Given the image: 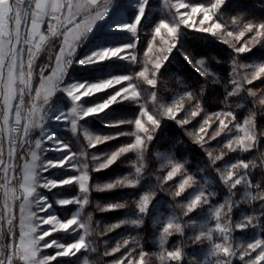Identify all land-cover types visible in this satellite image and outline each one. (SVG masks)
<instances>
[{"label": "snow or ice", "instance_id": "6c2138e0", "mask_svg": "<svg viewBox=\"0 0 264 264\" xmlns=\"http://www.w3.org/2000/svg\"><path fill=\"white\" fill-rule=\"evenodd\" d=\"M148 0H139L138 13L131 23H126L120 26V30L127 31L133 37L137 36L138 26L141 23L142 17L145 13V7ZM225 0H211L206 6L204 4L190 5L187 3H179L177 12L174 14L177 19L174 22L161 19L153 29V39L160 37L164 47L160 49L159 55L154 59L151 57L153 45L149 43L148 50L145 51L144 56L147 58L144 68L135 74V78L143 79L147 85L156 88L158 86L160 69L169 59L173 49L176 48V37L179 27L193 28L196 32L210 33L213 36L221 30V24L214 20V15L217 14L224 4ZM111 0H0V137L6 136L8 144V158L12 160L18 154L19 150H27L31 153V161L26 162L22 169L19 166H12L3 158V140L0 139V173H3L0 178V188H4V203L0 205V230L6 228L7 234L11 238V242L6 246L0 247V264H52L58 257H74L83 248H85V236L88 235L87 225L84 222H79L77 216L73 215L71 218L62 220L55 214L38 216L37 211L32 209L35 204L39 212L47 213L51 208L46 199L38 195V189L44 188L51 190L62 185L78 184L81 193H84L83 200L77 199H63L58 200L57 204L61 206H68L72 203H86L87 193L90 190L88 184L89 172L88 164L84 163L80 168H76L73 163L77 159V154L70 150V146L60 140L54 138L51 134H46L44 131V124L48 118V110L45 107L53 94L60 90L63 91L70 99L72 106L66 113H61L56 116L58 121H64L71 125L73 133L77 132L78 121L85 117L98 114L109 108L114 103L120 101H131L139 103L142 98V93L137 90L133 83L134 77L129 75H120L112 78L104 79L94 83H70L65 85V76L69 67L73 63L80 65H89L99 63L110 59L112 57H119L126 59L121 55L126 49L131 50L136 48V43H130L122 47L105 48L92 52L79 60L76 59V52L78 46L83 42V38L87 37L88 33L93 29L97 21L104 18L108 11ZM183 13L179 9H188ZM202 18L196 19L197 16ZM236 22L235 20L233 21ZM47 24V35L42 31V26ZM199 25V26H197ZM208 25V26H205ZM247 33H254L252 41L261 43L264 41V22L248 23L244 26V30L238 34L232 31H227L228 37H233L235 41L240 42L242 37ZM165 34L169 39H165ZM62 37L60 45V52L56 55L55 66L51 68V74L45 75L44 69L40 71V84L38 87H33V67L35 57L40 52L42 46L50 38ZM224 43H229L225 40ZM236 53H246L250 51L248 42L241 43L240 46L231 45ZM183 55V53H182ZM25 56H27V63H25ZM189 64H193L192 58L188 55L184 56ZM127 59L132 63H139L136 55H129ZM235 63V60H234ZM203 61H196L193 67L200 71L198 65H202ZM240 67L251 68V79L245 77L246 83H251L252 80L264 78V63L259 65H240ZM201 75H206V72H201ZM122 81H128L127 87L116 91L110 95L105 101L95 104L90 107H83L81 100L85 97H91L97 93L103 92L112 88L114 84H120ZM242 84L238 85L237 91ZM249 95L255 97L256 93L248 89ZM34 93V95H33ZM25 94L30 97L27 111H24ZM232 95V93H229ZM189 100L193 99L192 93H187ZM183 99V98H181ZM153 103H159V108L156 112H150L144 105L140 106V112L134 121L137 133L135 134V142L127 146H121L118 150L111 154H103L101 156L92 155V160L96 163L93 168L94 171H100L108 168L118 160L123 154L132 151L140 150L142 153L147 146V142H152L157 129L160 127L161 119L167 118L174 120L176 124L184 127L189 124V119H179L177 113L183 110V103L176 101L172 105L160 103L155 91L152 92ZM264 104V100H260ZM197 110L192 111L191 116L196 117L199 111V104L196 105ZM255 113L249 115L244 121V126L239 123H234V127L240 132L242 136H237L235 144L241 150H247L254 146L259 137L264 133H257L253 124V116ZM216 119L219 120V128L213 133L209 140H214L224 132H230L229 127L235 121V116L232 111L223 113H216ZM221 116L224 119H221ZM231 117L232 120L226 122V119ZM146 118V121H145ZM132 123V121H118L109 124V127H116L119 124ZM209 124V119H205L203 125L199 128L197 133H188L195 137V142L201 147L208 142L205 137L208 134V129L205 125ZM39 128L41 136L35 141V150L31 148L30 133L32 129ZM203 133L204 135H200ZM143 134V135H141ZM118 135H97L93 138L91 133L85 130V136L89 141V147H95L97 144L105 143L106 141L116 139ZM93 139L95 143H93ZM51 142L58 152L67 151L68 155L59 161H44L38 151L44 153L46 151L44 143ZM229 150L235 151L233 148V141L227 144ZM84 153H81L83 155ZM211 163L215 165L216 161L221 159V156H216L214 159L211 151L207 152ZM163 159L168 165H171V171L167 173L165 180H172L177 173L183 176L182 182L175 191L174 196L179 197L186 190L196 183L193 175L187 173L184 164L174 162L169 156H164ZM71 166L80 172L76 175L61 181H52L43 177V173L53 167ZM248 169V163L239 162L233 163L227 174H221V180L229 185V190L236 189L237 185H241L244 181L249 188L252 187L249 181L245 180L247 173L234 172L238 168ZM22 171L23 179H16L15 175L9 176V173ZM217 171H220L217 169ZM141 168H136V173L139 174ZM14 183L19 184L20 194H16V189L13 187ZM133 181L128 180L127 184L131 185ZM125 180H117L114 183H107L106 185H97L98 191L111 190L116 187L125 186ZM205 184L208 181L205 180ZM259 188V185L256 186ZM163 190V189H161ZM11 193V197H9ZM154 195V194H153ZM215 193L209 191L205 192L204 187L201 186L199 194L195 195L187 204L185 215L192 213L198 206L209 205L212 218L215 220V230L219 232L224 243H216L212 236V229L207 224L199 225V234L190 237L193 245L203 244L207 239L211 242V247L206 253V259L217 257L216 264H231V260L221 261L219 259L222 254L224 257L236 256L237 250L232 244L228 243L229 234L234 229H246L249 226L259 228L261 226L260 217H245L244 220L231 223L230 213L232 207H235V202L229 204L227 212L221 215L223 205L219 207H212L210 204L211 198ZM256 197H252L255 199ZM151 197L144 195L138 203V215L143 216L146 212ZM264 200V196L260 197ZM19 201V224L17 225V215L15 204ZM123 203L110 204L106 209L111 210L115 208H124ZM264 216V213H262ZM224 221H229L225 224ZM256 221V223H254ZM129 221H122L121 223H128ZM140 219H133L132 224H139ZM42 225H49L48 230L41 231ZM78 226L84 229V234L79 235L72 243H59L56 240H46V237H51L56 232H73L76 233ZM19 227V236H16V229ZM113 227H119V224ZM172 230L182 232L181 224L173 217H169L163 224V229L159 237V242L162 248L161 259L164 260V252L166 251V259L171 262L181 264L184 258L182 248L176 247L174 250H165L163 245L167 241V237L172 235ZM123 243L128 244V240ZM55 248L57 251L52 255H42L43 249ZM6 249V251H5ZM119 246L112 251H118ZM255 253V255H253ZM110 254V253H106ZM147 255L143 250L140 251L139 261L128 259L127 264H144V257ZM239 258L242 264H264V239L256 238L246 244V248L240 247ZM122 264V262H120ZM190 264H202V262L195 257L190 261ZM208 264L211 261L208 260Z\"/></svg>", "mask_w": 264, "mask_h": 264}, {"label": "trees", "instance_id": "16d2710c", "mask_svg": "<svg viewBox=\"0 0 264 264\" xmlns=\"http://www.w3.org/2000/svg\"><path fill=\"white\" fill-rule=\"evenodd\" d=\"M187 4L208 5L211 0H184ZM148 4L145 7V13L142 17L141 23L138 26V42L136 48L140 51L146 46L147 40L143 38L142 28L147 19L149 8ZM228 12L236 16V22H224V26L232 29L234 34H238L244 30V26L248 23L264 22V0H226L221 6L219 12L215 16L223 22V15ZM231 14V15H230ZM224 30V28H223ZM254 33H247L242 37L240 42L234 40L233 37H228L217 33L216 36L210 33L196 32L194 29L180 28L177 34L176 48L173 49L169 59L160 69L158 73L160 78H163L167 86L159 92L158 96L170 97L174 87L170 86L173 79L178 78L179 92L189 89L193 94V99L190 100L189 106L177 113V116L183 112L195 109L199 104V111L196 117L189 120L187 126H194L197 119L201 116H213L211 118L210 127L217 126L219 120L216 119V113H223L232 111L235 116V121L229 125L231 128L230 135L233 134L235 127L234 123L241 124L242 120L255 113L253 116V124L257 133H264V104L260 100H264V78L252 80L251 83L245 82L247 71L250 68L240 67V65H252L255 62L264 63V41L255 43L252 41ZM228 40L229 43H224ZM248 42L250 51L246 53H236L231 45L240 46L241 43ZM61 37L50 38L43 46L40 54L37 56L33 67V87L39 81V74L41 69H44V74L47 76L51 72L54 59L60 49ZM183 53V55H182ZM188 55L192 58L193 64L196 61H203L202 65H198L200 71H197L193 64H189L184 56ZM235 60V63H234ZM110 62H104L100 65H108ZM201 72H206V75H201ZM236 73V74H234ZM234 75H238L239 85L242 84L237 93H234V85L232 79ZM188 84L187 86H185ZM115 86L103 92L97 93L94 97L104 99L112 94ZM248 89L256 93L253 97L249 95ZM232 93V95H229ZM139 106L133 103H115L104 111L90 116L83 120V122L90 123L95 129L100 132L108 131L118 133L121 131H130L132 129L131 123L119 124L116 127L103 126L99 124L98 117L107 114L108 112L122 113L125 115L135 116L138 113ZM214 114V115H213ZM190 115V114H189ZM222 117V116H221ZM223 119V118H221ZM232 120L231 117L226 119V122ZM174 120H162L158 133H155L152 142H147V146L143 151L144 166L141 168L139 174L136 173V157L135 152L129 151L123 154L111 166L100 171H94L93 166H89V186L88 200L85 206V211L91 218V245L83 251L77 253L72 261L86 257L88 264H127L128 259L139 261V253L143 250L147 255L143 258L144 264H169L166 259H161V247L158 243L157 235L160 224L153 222L152 218L155 209H159L162 214H171L173 218L181 224L182 232L172 231V235L168 237L165 243V250H174L176 247L182 248L184 258L181 264H190L199 250L198 245H193L190 237H193L191 231L192 220L189 218H197L198 210L195 209L187 216L182 214L178 208L179 204L185 203L183 200H175L173 203L178 207L173 209L166 208V201L158 202L153 201V206L147 208L143 216L138 215V200L140 193L143 189H150L153 186L152 181H156L160 169L157 168V160L155 151L159 135H167L172 139L174 134L181 132L182 128ZM173 138H172V136ZM191 138V137H190ZM189 138V148L195 151L196 148H201L200 144L196 143L193 139ZM188 140V138L186 137ZM132 141L130 134L117 136L116 139L106 141L93 148H89V153H103L104 148L116 149L122 144ZM215 143L214 140L208 141L205 145ZM264 135L260 136L258 141L254 144L250 152V169L248 168L247 174L250 173V215L253 217L261 218V226L259 227V234L261 239H264V200L260 197L264 196ZM211 169V168H210ZM214 180L218 179L213 177ZM175 178H173L174 180ZM117 180H125L126 184L123 187H116L111 190L98 191L97 185L103 186L107 183H114ZM131 180V185L127 181ZM135 181V183H134ZM259 185V188L256 186ZM252 197H256L252 199ZM178 198V197H177ZM219 201V195H214L210 204ZM123 203L124 208H115L111 210L106 209L110 204ZM67 211L70 213L73 206H65L59 208V211ZM200 214V213H199ZM133 219H140L139 224L130 223ZM122 221H129L128 223H121ZM210 221L208 222V224ZM119 224V227H113ZM128 240V244L123 241ZM119 246V250L113 252L112 250ZM110 253V254H106ZM72 263L70 260H58L56 264ZM78 262H76L77 264ZM177 262H171L174 264Z\"/></svg>", "mask_w": 264, "mask_h": 264}, {"label": "rangeland", "instance_id": "374dc122", "mask_svg": "<svg viewBox=\"0 0 264 264\" xmlns=\"http://www.w3.org/2000/svg\"><path fill=\"white\" fill-rule=\"evenodd\" d=\"M226 1V0H225ZM186 3L184 0H148V16L144 23V26L142 28L143 32V38L147 40L146 46L140 51L139 49H126L121 55L125 56L126 59H121L119 57H112L110 59H107L105 61L89 64V65H80L78 63H73L65 76L64 84H70V83H94L97 81H101L104 79L112 78L115 76L120 75H129L134 77L133 83L137 87V90L142 93V98L139 103H133L131 101H120L123 103H133L137 106H139L138 113L135 116L120 114V113H114V112H108L105 115H102L97 118V120L100 122L99 124L103 126H108L109 124L113 122L118 121H132V129L130 131H121L118 133L114 132H100L99 130L95 129L90 123L83 122L84 119L88 118L85 117L84 119L78 121V128L77 132L73 133L71 130V125L67 124L64 121H58L55 119L56 116L60 115L61 113H66L68 109L72 106L70 99L67 97V95L63 91H56L53 96L49 99L48 104L45 106L48 110V118L45 121L44 124V131L46 134H51L54 136L55 139L60 140L64 143H67L70 146V150L73 153L77 154V159L73 161L74 164H76V168H80L82 164L87 163L89 172V166H96L97 162H94L92 160V155L101 156L103 158V154H111L112 152L118 150L121 146H127L129 144H133L135 142V134L137 133V129L135 128L134 121L137 118L139 112H140V106L144 105L150 112H156L159 108V103H153L152 101V92L155 91L157 93V96L159 95V92L167 88L168 85L165 84L163 78H160L159 75V82L158 86L156 88H153L152 86H149L146 84L143 79L135 78V74L140 72L146 62V57L144 56L145 51L148 50V45L151 43L153 45V51L150 54L151 57L154 59L157 55H159L160 49L164 47V45L161 42L160 37H156L153 39V29L157 23L161 19H165L166 21H172L174 22L177 17L174 15L177 12V5L179 3ZM128 14H126V18H132L137 15L138 8L130 9L128 10ZM185 11L190 12V8L188 9H179L180 13H183ZM122 9L118 8L115 10H110V13L105 17L106 18V24L101 25L98 29H96L88 38L83 39V42L80 44L81 49L79 52H76V59L79 60L81 58H84L85 56L90 55L94 51H98L105 48H116V47H122L124 45L130 44V43H136L138 42L139 35L137 34L136 37H133L130 33L127 31L120 30V26L126 23H131V21L122 23V24H113V19L117 15H121ZM231 15V14H230ZM124 16V15H123ZM223 22L220 21L215 15L214 20L221 24V30H219L217 33L221 35H226L227 31H232L227 24L224 26V22H227L230 20V22H233L236 20V16L231 15L229 17L228 12L226 15H223ZM202 18L201 16H197L196 19ZM251 22V20H250ZM199 26V25H197ZM208 26V25H205ZM180 28H186L183 25L179 27ZM224 28V30H223ZM187 29H193L191 27H188ZM87 39H91L92 41L89 43ZM165 39H169L165 34ZM177 40V37H176ZM79 45V46H80ZM78 46V48H79ZM136 55L138 57L139 63H132L130 62L127 57L129 55ZM37 57H35L36 59ZM104 62H110L108 65H100ZM25 63H27V57L25 56ZM262 64L260 62H255L252 65H259ZM253 69L250 68V70L247 71V78L251 79V72ZM51 72L49 73V75ZM236 74V73H234ZM181 81L178 78H174L173 82L170 86L174 87V91L171 92L170 97H164V96H158V101L160 103H165L168 105L174 104L176 101H180L183 103V106H189L190 100L187 98V93H189V89L183 90V93L179 92V83ZM233 85H234V93H237V87L239 83L238 75H234L232 79ZM40 84V78L38 83L35 87H38ZM128 81H122L120 84H114L115 86L114 90L112 91L113 95L116 91H120L122 88L127 87ZM186 84L185 86H187ZM34 95V93H33ZM110 95L105 97L104 99H99L98 97H85L81 100V105L83 107H90L95 104L102 103L105 101ZM27 107L29 106L30 97L25 94ZM183 98V99H181ZM0 101H2V97H0ZM117 102V103H120ZM115 104V103H114ZM113 105V104H112ZM183 108V109H184ZM195 109H190L185 112H183L182 115L177 116L179 119H189L191 120L192 116L191 113ZM190 114V115H189ZM214 115V114H213ZM94 116V115H93ZM90 117V116H89ZM213 116L207 115L201 116L202 120L200 118L197 119L196 123L193 124L194 126H187L182 128L181 132H177L174 134V138L172 136L171 138L167 135L161 134L159 135L157 147L155 151L156 160H157V168L160 169V174H158V177L156 178V181H152L153 186L150 189H143L140 193L138 203L142 196L149 195L151 197L150 204L148 207L153 206V201L155 199L156 202H158V206L160 205V202L166 201V208L173 209L175 207H178L182 214L184 215L185 211L187 210V204L190 203V200L194 198L195 195L199 194V191L201 189V186L204 187V190L207 194V192L211 191L215 193V195H219V201L211 204L212 207H219L223 205V209L221 212V215H224L225 212H227L228 206L230 203L235 202V207H232L230 217H231V223L234 225L237 222H240L245 219V217H253L250 215V205H251V197H250V188L247 186V184L242 181L241 185H237L236 189L229 190L230 186L226 185L221 180V174H227V171L230 169L231 164L233 163H239L244 162L248 163L250 167V151L251 148H248L247 150H241L238 145L235 144V139L237 136H242L243 132H240L238 129L235 128L233 134L230 135V132H224L221 133L219 137L214 139L215 143H211L209 145H204V147L196 148L195 151L193 149L189 148V138L193 139L195 141L194 136H190L188 133H197L199 131V128L203 125V122L205 119H209V124L205 125V127L208 129V134L205 137L207 141H210L208 137H210L213 133H215L219 128V123L217 126L210 127L211 125V118ZM245 117L242 122L241 126H244ZM221 118L224 119L222 116ZM167 119V118H164ZM161 119V122L162 120ZM146 121V118H145ZM160 122V124H161ZM180 126V125H179ZM85 130H87L93 138L97 135L105 136V135H116L123 133L124 134H130L132 136V141L129 143L122 144L121 146H118L116 149H108L104 148L103 153H89L88 149L93 148L89 147V141L85 136ZM233 131V130H231ZM158 133V129L157 132ZM143 135V134H141ZM200 135H204L201 133ZM41 136V132L39 128L32 129L30 133L31 138V148L35 150V141L39 139ZM119 136V135H118ZM188 138V140L186 139ZM0 139L3 140V158L4 160L9 163L12 166H19L20 169H22L23 165L26 162L31 161V153L27 150H17L18 154L14 156L12 160H9L8 158V144L6 136L0 137ZM233 141V148L236 149L235 151L229 150L227 148V144L229 141ZM93 143H95L93 139ZM100 145V144H97ZM96 145V146H97ZM44 147L46 151L44 153H41L38 151V154L41 155V159L44 161H59L63 159L65 156L68 155L67 151L64 152H58L55 150V146L51 142L45 141ZM135 152L136 157V166L142 168L144 165V156L143 152L141 153L140 150H133ZM211 151L213 153L212 159H214L216 156H221V159L217 160L215 165L211 163L210 158L207 155V152ZM262 152L264 154V148H262ZM81 153H84L81 155ZM164 156H169L173 159L174 162H179L184 164V168L186 169L187 173L190 175H193L194 180L196 181L195 184L192 185V187L186 188V190L179 196L178 198L174 196L175 191L178 190L179 184L183 180V176L181 174L177 173L174 180H165V177L167 176V173L171 171V165H168L166 161L163 159ZM248 167V168H249ZM211 168V169H210ZM219 169L220 171H217ZM250 169V168H249ZM248 169L244 168H238L234 169V172L238 173H247ZM15 175L16 179L21 180L23 179L22 171H17L15 173H9V176L12 177ZM80 175V172L77 171L75 168H72L71 166L65 165L64 167H53L48 169L46 172L43 173V177L52 180V181H61L73 176ZM3 173H0V178H2ZM213 177H217L218 179H215ZM205 180L208 181V184H205ZM246 181L250 182V173L246 175L245 177ZM135 183V181H134ZM89 184V181H88ZM13 187L16 189V194H20L19 190V184L14 183ZM163 189V190H161ZM4 188H0V205L4 203ZM154 194V195H153ZM38 195L42 196L46 199V201L51 204V208L47 213L39 212L37 209V206L35 204L32 205V209L34 211H37L38 216L43 217L44 215H51L55 214L57 217H59L62 220H66L71 218L73 215L77 216L78 223L84 222L87 225L88 229V235L85 236V248H83L81 251L86 250L91 245V225L90 221L91 218L85 211L86 203H72L70 206H73V210L68 213L67 211H59V208L65 207L57 204L58 200L63 199H77L83 200L84 193H81L79 185L72 183L68 185H62L58 186L56 188H52L51 190L40 188L38 189ZM87 200H88V193ZM9 197H11V193H9ZM183 200L185 203L183 205H175L173 202L175 200ZM155 205L153 206V208ZM198 210V217L197 218H189L188 220H192V226L191 231L193 235L199 234V225L200 224H207L209 228L212 229V236L216 243H224L222 235L215 230V220L211 216L210 207L209 205H203L198 206L196 208ZM15 210L17 215V225L19 224V201L15 204ZM200 213V214H199ZM172 215H164L159 211V209H155V213L153 215V222L156 224H160L161 227L158 229V235L157 240L159 242V237L161 235L163 224L168 220L169 217ZM210 223L208 224V222ZM225 224L229 223V221H224ZM256 223V221H254ZM76 228V233H73L71 231L69 232H56L53 233L51 237H46V240H56L59 243H72L76 239H78L79 235L84 234V229L79 228L78 226H74ZM50 228L49 225H42L41 231L48 230ZM173 231V230H172ZM16 236H19V227L16 229ZM259 238V228L249 226V228L240 230V229H234L229 234V240L228 243L232 244L234 248L237 250L236 256H229L224 257L222 254L220 255L219 259L223 261L231 260V264H242V261L239 258V251L240 247L246 248V244L248 242L253 241L254 239ZM168 239V237H167ZM11 242V238L7 234L6 228L4 230H0V247L6 246ZM199 250L197 251V254L194 256L196 259L200 260L202 264H208V260L211 261V264H216L217 257H211L206 259V253L211 247V242L207 239L204 240L203 244H199ZM161 247V245H160ZM163 249H165V244L163 245ZM162 250V248H161ZM6 251V249H5ZM57 249L50 248V249H43L42 255H52L55 254ZM162 252V251H161ZM166 254V251L164 252V256ZM255 255V253H253ZM75 257V256H74ZM73 257H58L55 261L52 262V264H56L58 260H63L64 262L67 260H70L72 263H62V264H88V259L86 257H82L80 259L72 261ZM176 264V263H174Z\"/></svg>", "mask_w": 264, "mask_h": 264}, {"label": "crops", "instance_id": "0c3cea01", "mask_svg": "<svg viewBox=\"0 0 264 264\" xmlns=\"http://www.w3.org/2000/svg\"><path fill=\"white\" fill-rule=\"evenodd\" d=\"M138 5H139V0H111V4L109 5L108 11L105 14L104 18L99 20V21H97L96 24L94 25L93 29L88 33L87 37H85L83 39L88 38L101 25H104V24L107 23L105 17L110 13V10L113 11V10L118 9V8L122 9L121 15H117V16L114 17L113 24H116V23L122 24V23H125V22H128V21H131V20L133 22L135 17H134V19H133V17L132 18H126V14H128V12H129L128 10L134 9V8L135 9L138 8ZM47 27H48L47 24H44L42 26V31L44 32L45 35H47ZM87 40H88L89 43L92 41L91 39H87ZM61 42H62V37H61ZM43 46H42V48H43ZM42 48H41V50H42ZM80 49H81V45L79 46V48H77V53L79 52ZM41 50H40V52H41ZM40 52L38 53V55L40 54ZM59 52H60V49H59V51L57 52L56 55H58ZM55 58H56V56H55ZM54 66H55V59H54L53 67Z\"/></svg>", "mask_w": 264, "mask_h": 264}, {"label": "built area", "instance_id": "2783aa9c", "mask_svg": "<svg viewBox=\"0 0 264 264\" xmlns=\"http://www.w3.org/2000/svg\"><path fill=\"white\" fill-rule=\"evenodd\" d=\"M27 108H28V107H27V102H26V97H25V99H24V109H23V110H24V111H27Z\"/></svg>", "mask_w": 264, "mask_h": 264}]
</instances>
